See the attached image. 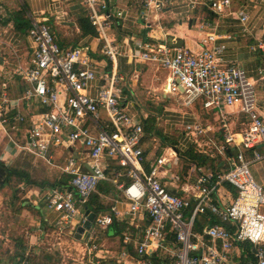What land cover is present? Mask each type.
<instances>
[{"label":"built area","instance_id":"2783aa9c","mask_svg":"<svg viewBox=\"0 0 264 264\" xmlns=\"http://www.w3.org/2000/svg\"><path fill=\"white\" fill-rule=\"evenodd\" d=\"M208 1L219 14L231 8V0ZM85 4L102 41L101 51L112 62V69L106 71L80 46L63 48L45 20L32 18L28 36L34 52L31 65L21 72L30 85L20 99L4 97L0 103V127L24 119L14 112L19 101L36 100L47 108L28 132L24 149L45 156L53 146L69 149L80 144L88 151L90 170H83L71 155L63 167L72 175L69 187H55L46 196V206L56 214L54 227L64 232L87 220L85 207L90 196L101 180L109 178L108 160L116 159L130 177L128 183L115 181L128 202L131 222L147 215L150 223L134 254L124 247L115 255H107L97 243L86 240L84 254L91 264H264V184L255 178L251 168L264 161V117L257 108L255 82L244 68L223 57L226 45L215 43L213 33L202 40L199 50L179 48L173 52L166 44L145 48L140 45L144 49L139 54L142 59L168 70L165 93L180 94L186 105L202 101L223 117L227 108L239 106L248 120L240 139L228 130L227 124L223 125L225 143L239 146L228 170L215 177L201 174L194 199L179 195L169 190L160 177L164 157L157 159L150 170L143 166L144 125L123 105L120 85L125 77L117 66L122 51L109 36V2L85 0ZM145 4L159 10L162 0H146ZM196 4L195 0L189 2L193 7ZM238 14L243 30H247L248 13L240 10ZM117 15L121 17L123 11H117ZM257 47L264 51V36ZM97 79L102 82L93 95L89 88ZM197 128L187 125L190 131ZM225 148L226 145L221 146L222 150ZM223 182L232 184L238 195L232 203L221 206L214 193ZM112 211L118 214L115 206ZM206 213L222 223L197 228L198 218ZM77 218L80 221L76 222ZM95 222L100 228H107L113 223V216L97 215ZM130 241L131 235L125 234L124 243ZM245 243L252 247V262L242 246ZM155 258H160V263Z\"/></svg>","mask_w":264,"mask_h":264},{"label":"crops","instance_id":"0c3cea01","mask_svg":"<svg viewBox=\"0 0 264 264\" xmlns=\"http://www.w3.org/2000/svg\"><path fill=\"white\" fill-rule=\"evenodd\" d=\"M190 1L192 0H162V7L157 10L155 5L146 7V0H108L112 15L109 36L122 51L117 66L125 77L120 85L123 105L144 125V136L141 140L145 153L143 166L145 170H150L157 159L164 157L166 161L160 167L163 182L169 190L191 197L192 200L199 176L211 173L215 177L218 173L228 170L231 159L238 151L237 144L225 143L226 129L223 125L227 124L228 130L240 139V133L248 120L239 106L227 108V113L223 117L217 109L207 108L202 101L186 105L180 94L165 93L163 88L169 76L168 70L157 62L142 59L139 54L144 49L141 46L145 48L166 44L173 52L179 48L199 50L202 40L213 33L216 35L215 43L226 45L223 57L244 68L255 82L258 94L257 108L264 117V51L257 47L258 40L264 36V0H231L230 10L221 14L210 8L208 0H195L197 4L194 7L189 5ZM119 10L123 11L121 17L117 15ZM240 10L248 13L247 30H243L238 14ZM32 18L45 20L63 48L80 46L99 60L106 71L112 69V62L101 51L102 41L97 37L96 28L92 25L96 31L92 33L81 27V24H84L91 28L86 21V19L90 21V18L85 0H0V103L4 97L10 100L20 99L30 85L21 72L31 65L34 52V44L28 36ZM24 22L29 26L26 30L22 29L24 25L21 24ZM101 82L99 79L92 81L89 92L96 95ZM15 108L14 112H19L24 119L0 127V136L6 142L4 148L16 156L20 153L29 154L30 157L43 158L46 161L42 168L45 177L37 180L28 170L31 180H34L29 182V185L33 187H29L26 199L19 202L20 214L15 213L17 215L15 218L23 219L22 222H37L39 227L37 229L43 232L50 226L54 227L56 217L54 211L46 206L47 194L55 187L65 186L62 185L64 177H70L71 174L65 172L63 167L71 155L75 156L83 170H90L88 151L80 144L69 149L53 146L45 156L24 149L28 132L47 108L36 100L19 101ZM187 125H195L198 128L190 131ZM222 145H226L227 148L222 150ZM258 148L263 150L262 146ZM189 150L193 153L191 159L186 156ZM0 162L8 166L1 158ZM109 163L111 172L114 173L111 182L116 188V193L102 195L103 205L107 209L95 213L112 214L113 221L116 218L118 222H122L120 225L126 226L124 236L130 234L131 241L125 244L124 238L106 236L102 239L105 243H100V240L98 242L96 236H93L95 226L101 231L108 227L100 228L95 221L89 235L78 239L82 248L88 240L97 243L101 251L107 255H115L124 247L134 254L150 219L144 215L134 223L131 222L127 213L128 202L115 181L128 183L130 177L118 160H108ZM251 168L255 178L264 184V161L253 164ZM69 184L70 179L67 187ZM0 186L3 185L0 183ZM36 193L40 195L35 197ZM214 195L216 202L222 206L232 203L238 192L232 184L223 182ZM6 204L12 207L14 201L6 200ZM113 206L117 208L118 214L113 213ZM86 208L88 207H85V211ZM78 221L79 218L76 222ZM215 223L222 221L216 216H210V213L202 214L197 220V228L202 229ZM79 226H75L76 230L72 229L75 230V234ZM36 240V235L32 234L33 245L37 243ZM27 243L29 244V240ZM116 243L117 247L114 246ZM242 246L247 251L249 262L254 261L251 245L245 243ZM249 248L253 258H249ZM19 253L24 254V251L14 254L1 251L0 264L3 258L7 261L12 260V264H15L14 260L19 258Z\"/></svg>","mask_w":264,"mask_h":264},{"label":"rangeland","instance_id":"374dc122","mask_svg":"<svg viewBox=\"0 0 264 264\" xmlns=\"http://www.w3.org/2000/svg\"><path fill=\"white\" fill-rule=\"evenodd\" d=\"M4 147H6V142L0 136V158L9 167L29 170L37 180L45 177L42 173V168L46 163L45 159H37L22 153L16 156L13 153L10 154ZM3 178H6V172ZM2 185L0 186V252L14 254L24 251L22 262L15 261V264H91L85 257L81 241L75 237L76 229L71 232L68 228L64 232H59L55 227L48 226L49 228H46L43 233L42 230L37 229L39 228L37 222H22L23 219L15 218L17 216L15 213L20 214L19 202L26 199L25 195L31 186L26 180L13 176L10 183ZM39 195L40 193H36L34 196ZM6 200L14 201L12 207L7 206ZM34 228L38 230V233ZM32 234L37 237V243L34 245L31 243ZM115 234L114 228L101 231L95 226L93 236H96L95 239L103 244L105 243L103 238L106 236L114 238ZM117 245V243L114 244L115 247ZM6 262L13 263L12 260L7 261L6 258L1 260V264Z\"/></svg>","mask_w":264,"mask_h":264},{"label":"trees","instance_id":"16d2710c","mask_svg":"<svg viewBox=\"0 0 264 264\" xmlns=\"http://www.w3.org/2000/svg\"><path fill=\"white\" fill-rule=\"evenodd\" d=\"M89 19H86V21L88 22V24L91 25V28L85 26L84 24H81V27L84 29H88L90 30V32L95 33V28L92 26L91 22L88 21ZM17 23V22H15ZM23 26V30H26L28 26V23L24 22L21 24ZM191 150L187 151L186 156L191 159ZM112 160V159H110ZM120 164V163H119ZM0 166H3L6 169V178L4 180V182L2 184H8L11 182V178L13 176H17L20 180H26L28 183L29 182H34V180H31L30 178V174L28 170H22V169H18V168H11L9 166H6L3 162H0ZM121 166V165H120ZM124 168V167H123ZM126 171L127 169L124 168ZM107 173H108V177L107 179L101 180L99 182V184L96 187V190L92 193V195L90 196V199L87 203V207L91 210H93L96 213H100L104 210L107 209L106 206L103 205V201H102V195H107L110 193H116V188L113 186V183L111 182L114 176V173L111 172L110 169V163H109V168L107 169ZM69 179H71V175L70 177H64V182L62 183V185H65L64 187L68 186V181ZM63 187V188H64ZM122 223V222H121ZM120 222L117 221L116 218H114L113 223L104 231H108L110 228H114L116 234L115 236H119L121 239H123L124 237V229H125V225H120ZM248 247V246H247ZM250 249V248H249ZM23 252V251H22ZM249 258H253V255L251 254V249L249 250ZM24 259V254L19 253V258L17 257L15 261H17L18 263ZM160 258H155V262L160 263Z\"/></svg>","mask_w":264,"mask_h":264},{"label":"water","instance_id":"95a60500","mask_svg":"<svg viewBox=\"0 0 264 264\" xmlns=\"http://www.w3.org/2000/svg\"><path fill=\"white\" fill-rule=\"evenodd\" d=\"M4 173H5V169L0 167V183L4 182V178H3ZM85 212L87 214V220L78 227L77 232L75 234L77 238H81V236L84 235L85 237L89 235V230L92 228L97 215L94 211H92L89 208H86Z\"/></svg>","mask_w":264,"mask_h":264}]
</instances>
